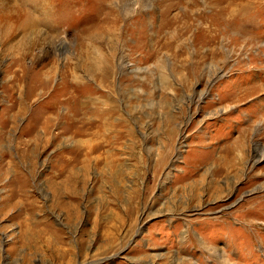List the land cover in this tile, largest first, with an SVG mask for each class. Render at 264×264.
Masks as SVG:
<instances>
[{
  "label": "rangeland",
  "instance_id": "obj_1",
  "mask_svg": "<svg viewBox=\"0 0 264 264\" xmlns=\"http://www.w3.org/2000/svg\"><path fill=\"white\" fill-rule=\"evenodd\" d=\"M111 2L0 0V264H264V0Z\"/></svg>",
  "mask_w": 264,
  "mask_h": 264
},
{
  "label": "bare ground",
  "instance_id": "obj_2",
  "mask_svg": "<svg viewBox=\"0 0 264 264\" xmlns=\"http://www.w3.org/2000/svg\"><path fill=\"white\" fill-rule=\"evenodd\" d=\"M113 1H114V0H112V2H113ZM112 2H111V3H112ZM237 9H238V8H237ZM230 10H231V9H230ZM225 11L227 12L228 10H225ZM226 12H225V13H226ZM231 13H234V12H231ZM233 16H234V14H233ZM235 16H236V14H235ZM231 17H232V16H231ZM228 176H229V175H228Z\"/></svg>",
  "mask_w": 264,
  "mask_h": 264
}]
</instances>
